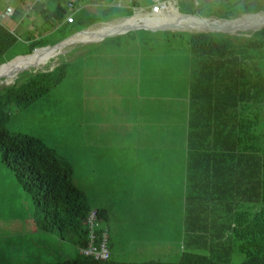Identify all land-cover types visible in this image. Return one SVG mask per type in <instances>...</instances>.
<instances>
[{"label":"trees","instance_id":"obj_1","mask_svg":"<svg viewBox=\"0 0 264 264\" xmlns=\"http://www.w3.org/2000/svg\"><path fill=\"white\" fill-rule=\"evenodd\" d=\"M202 2L203 9L188 8L189 11L184 14L230 20L247 13L264 12V0ZM132 5L137 6V1L132 0ZM42 16L45 24L53 27L56 22L64 20L67 10L59 6L53 11L44 10ZM96 21V17L82 19L77 14L71 25L72 28H86ZM63 22L69 24L65 20ZM171 33L180 34V31ZM16 41L17 37L0 23V64L4 53ZM186 44L188 52L196 56L198 85L208 92L200 97L203 106L208 104L213 111L218 109L220 101L221 112L219 114L218 110L214 118H224L225 111L226 124L223 126L226 127V135L223 139L217 136L188 139L189 149L194 150L195 156L205 163L202 171L198 165L194 169V178L197 174L202 175V180L199 179L201 188L213 183L217 186V170L224 173L221 186H225V192L221 190L220 196L217 188H204L211 193L210 199L217 201L216 207L218 201L221 207V219L205 221V228L219 224L220 232H187L177 261L162 258L142 262L117 261L111 258V252L108 260H96L82 254L80 249L89 240L87 218L90 211L97 212L98 234L106 230L101 226L105 215L91 208L85 191L75 184L73 166L68 159L37 137L10 131L2 124L3 117L0 115L1 161L13 171L23 189L30 193L36 228L58 232L61 239L71 234L72 242L79 248L75 257L41 264H264V26L251 32L242 42H236L228 33L195 30L189 32ZM47 45L42 40L33 41L29 44V54L35 48ZM65 66L67 63L62 62L51 70H38L20 84L10 86L0 95V101H8L17 107L30 105L65 77ZM49 67L47 65L45 69ZM201 198L200 193L194 200ZM202 249L208 253L196 252ZM231 252L240 253L244 259L238 263L230 261Z\"/></svg>","mask_w":264,"mask_h":264},{"label":"rangeland","instance_id":"obj_2","mask_svg":"<svg viewBox=\"0 0 264 264\" xmlns=\"http://www.w3.org/2000/svg\"><path fill=\"white\" fill-rule=\"evenodd\" d=\"M116 1L117 3L111 6H128L127 0ZM135 1L142 8H146L150 2ZM198 3L200 6H195L192 0H177L179 11L183 13L188 12V8L203 9L202 0H198ZM81 7L87 6H79V9ZM108 7L97 6L96 9L98 12H104ZM110 9L114 8H108L106 11L108 14H102V19L94 23L96 25L72 28L71 23L57 22V25L49 27V30L46 28L47 30L38 38L41 37L44 43L51 46L78 31H90L92 27L113 20L114 16L121 14L122 16L117 18L125 19L131 16L127 10L114 13ZM134 12L132 10V14ZM251 17L252 15H245L241 19ZM180 27L182 28L157 30L136 28L127 31L128 34L108 36L102 41L83 46L77 45L75 41L61 47L44 65L40 63L41 66H30L12 73L11 76H1L0 95L10 86L25 81L38 70L48 71L59 63H67L64 69L65 77L30 105L17 107L8 101H0L2 124L10 131L39 138L54 148L59 155L68 159L73 166L75 184L89 193V187H81L79 174L84 173L85 167L89 173L92 134L106 132L112 134L111 136L107 134L112 142H129L130 135L123 133L119 135L123 130L132 136L140 134L145 137L147 133L143 128H136L141 122L137 118L138 111L147 117L154 115L171 117L174 120L186 111L183 104L174 106V100L181 96L184 83L188 80L191 53L188 52L186 41L189 32L195 29L186 25ZM254 29H237L226 33L236 42H242ZM34 31L42 30L34 28ZM174 31H180V34H172ZM29 51V43L24 35L20 34L14 45L4 53L1 61L8 64L15 58L28 54ZM47 65L50 67L45 69ZM123 183V186L116 188L112 193V197L118 198V203L116 208H112L109 225L113 224L114 229L123 231L111 233L114 242L113 248L109 245L111 257L125 262L150 260L146 250L139 247L149 241V238L142 234L135 240L133 237L126 240L124 236L128 231L125 229L126 224L133 221L137 210H139L137 214L143 217L139 221L145 222L148 218V211L142 208L145 201L142 195L144 187L142 183L137 185L133 178L124 179ZM88 200L91 204V199ZM33 214L34 206L30 193L23 189L13 171L0 157V264L57 262L75 257L79 253V248L72 242L71 234H66V238L61 239L58 232L37 229L33 222ZM159 214L163 215V212ZM104 221L102 220V223ZM110 228L112 229L111 225ZM181 241L177 244V253L174 252L176 246L174 241L163 243L171 252L162 259L177 261L182 254ZM134 248H137L135 254ZM196 252L208 253L205 249ZM243 259L244 256L238 252L229 254V260L232 262L238 263Z\"/></svg>","mask_w":264,"mask_h":264},{"label":"crops","instance_id":"obj_3","mask_svg":"<svg viewBox=\"0 0 264 264\" xmlns=\"http://www.w3.org/2000/svg\"><path fill=\"white\" fill-rule=\"evenodd\" d=\"M69 2H72L75 9L68 7ZM115 3H117L116 0H0V23L14 34L17 39L20 34L24 35L25 40L29 44L36 40H42L41 37L38 38L39 35L41 36L42 32H45L46 28L50 27L45 24L42 12L44 10L53 11L59 6L67 10V15L75 11L74 18L77 14L85 13V15H79L80 18L96 17L100 21L103 15L108 14L106 12L108 8H114L110 9L114 13L127 10L131 15L126 19L125 17L117 18L122 16L121 14L114 16L117 19L113 17V20L101 23L94 28L92 27L90 30L92 32L103 30L104 27L110 28V26L115 24H122L129 18H144L145 22L149 24L147 27L154 28L152 22L147 21L149 4L146 8H142L139 5L131 6L132 0H127L128 6H119L120 8L118 6H109L104 12H98L96 9L97 6H107ZM193 3L195 5L198 4L194 1ZM79 6L87 7L79 9ZM176 8L178 13L184 14L179 11L177 4ZM132 10L135 11L133 14ZM56 23L54 26L57 25ZM92 25L96 24L93 23L90 26ZM34 28H39L42 31L35 32ZM136 28H143V26H135L134 29ZM129 30L132 29L105 32L92 35L88 39L77 38L75 43L83 46L88 43L102 41L108 36L118 37L120 34H128L129 32L127 31ZM86 31L81 30L78 32L85 33ZM190 59L188 80L184 83L181 96H177L174 100V106L183 104L186 111L178 115L175 120L171 117L154 115L147 117L145 114H141V111H138L137 118L141 122L136 128H143L147 131L145 137L140 134L132 136L123 130L119 135H122V133L130 135V141L115 143L108 136L112 134L107 133V135L106 132H97L91 135L89 173L86 172L87 167H85L84 173L79 174V181L82 183L81 187H89V193L85 191L86 196L91 199L92 203L96 204L94 206L91 203V208L100 210L105 215V221L101 222V224H103V229L108 231V247L109 245L112 248L114 246L113 234L111 233L123 231L114 229L113 224H110L111 229L109 225L112 217V208H116L118 203V198L112 197V193L116 188L123 186L124 179L129 180L130 178H133L137 185L142 183L144 187L142 195L145 201L142 208L148 211V218L145 222L139 221L143 217L137 214L139 213V210H137L133 216V221L127 222L125 229L128 231L125 232L124 236L126 240L131 237L135 240L137 236L142 234L149 238V241L139 245V247L146 250L150 259L167 256L166 254L171 251L163 243H170L171 241L176 243L174 252L177 253V244L180 240H182L181 243L183 242L184 237L188 234L187 232L193 234H200L201 231L198 230H202V233L206 234H213L215 230L218 233L220 232L221 227L219 224L207 225L205 228V221L210 222V219L213 218L221 219V207L219 206L220 201H218V206L216 207L217 201L211 200V193L209 190L205 191L204 188H217V194L220 196L222 194L221 190L225 192V186H221V176L224 173L217 170L215 177L218 180L217 186L213 183L212 186L210 184L201 185L203 186L201 188L199 179L202 180V175L197 174V178H194V169L195 165H198V169L202 171L205 163L202 158L195 156L194 150L189 149L188 139H209L216 136L218 139H223L226 135V127L223 126L226 124L225 111L222 120L221 117H213L218 114V110L219 114L221 112L220 101H218V109L213 111L210 105L206 104L203 106L204 103L200 97L208 92H204L203 87L198 85L199 82L195 72V66L198 65L196 56L191 54ZM205 85L207 86V84ZM117 135L118 133H116ZM140 139L142 141H136ZM179 140L182 141L180 142ZM218 159L220 161L219 156ZM200 193L203 198L194 200V197ZM195 204L199 206L195 207ZM162 212L163 215L159 214ZM196 222H198L197 225H195ZM188 228L190 231H188ZM193 230H196V232ZM152 235L154 237H151ZM136 251L137 248H134L133 254ZM110 252L112 255L111 249Z\"/></svg>","mask_w":264,"mask_h":264},{"label":"bare ground","instance_id":"obj_4","mask_svg":"<svg viewBox=\"0 0 264 264\" xmlns=\"http://www.w3.org/2000/svg\"><path fill=\"white\" fill-rule=\"evenodd\" d=\"M171 18L172 19L166 20L161 25H166V26H171V27L186 25V26L193 27L195 29L215 28V29H221L224 31H234L237 29H243V30L248 29V28H255L256 29V28L260 27L264 22V16L261 14L252 15V17L249 19L239 18L237 20H233V21H229V22H222V23H220V21L210 22L208 20L199 19V18L189 16V15H182L181 16V15H178L175 11H172ZM141 25L142 26H148L149 24L145 21L138 20L137 18H135V19L129 18L125 22H123L122 24H115L114 26H110V28L104 27L103 30H99V31L95 30L93 32L88 31L85 33H79L76 36V40H77V38L88 39V38L92 37V35L103 34L105 32L106 33L107 32H114L117 30H126L129 28H132L135 26H141ZM69 43H72V42H69ZM69 43L67 42L63 45H59V46L54 47V48H46V49H42V47H40L39 49L35 48V50H33L32 54L30 53L31 55L18 57L16 59H14L13 61L9 62L8 64H6L5 66L0 67V77L1 76H5V77L11 76L12 73H17L20 70L27 69L30 66H35V67L41 66L40 63H42L44 65L50 59V57L54 56L56 54V52L59 51V49L61 47L63 48V46H65ZM36 52H38V53H36ZM32 56H34V57L29 59V60L27 59V58H30ZM24 59H27V60L25 62H22V63L14 64V63H17L18 61H21ZM97 220H98V216H97ZM98 225H99V223H98ZM107 237H108V232H107ZM107 246H108V244H107Z\"/></svg>","mask_w":264,"mask_h":264},{"label":"built area","instance_id":"obj_5","mask_svg":"<svg viewBox=\"0 0 264 264\" xmlns=\"http://www.w3.org/2000/svg\"><path fill=\"white\" fill-rule=\"evenodd\" d=\"M193 1L196 4L198 3V0ZM176 4L177 0H150L147 21L152 22L154 25L153 27L157 28L162 26L161 24L166 20L172 19L171 14L174 10L178 15L182 16V14L177 12V8L175 9ZM68 7L70 9H75V6H73L71 2L68 3ZM74 13L75 11H72L64 20L69 23L73 22ZM138 20L146 21L144 18ZM87 223L89 226V240L87 245L80 249L81 253L96 260H108L110 258V251L107 246V231L104 230L100 234L96 232L98 226L96 210L90 211Z\"/></svg>","mask_w":264,"mask_h":264},{"label":"water","instance_id":"obj_6","mask_svg":"<svg viewBox=\"0 0 264 264\" xmlns=\"http://www.w3.org/2000/svg\"><path fill=\"white\" fill-rule=\"evenodd\" d=\"M180 14V13H179ZM259 15V14H261V15H263L264 16V12H257V13H247V14H243L242 16H240V17H237V18H234V19H230V20H220V19H216V18H210V17H200V16H198V15H189V16H193V17H196V18H199V19H203V20H208V21H210V22H213V21H220V23H222V22H229V21H233V20H237V19H239V18H241V17H243V16H245V15ZM182 15H188V14H182ZM262 26H264V22H263V24L260 26V27H258V28H256V29H254V31L255 30H258V29H260ZM186 27H188V28H191V29H195V28H193V27H190V26H186ZM135 27H132V28H130V29H134ZM143 28H147V29H151V30H156V29H174V28H182V27H180V26H173V27H171V26H166V25H162V26H159V27H157V28H152V27H147V26H143ZM196 31H212V32H223V33H226L227 31H224V30H221V29H215V28H210V29H195ZM79 34V32H76L75 34H73L72 36H70V37H68V38H66L65 40H63V41H61V42H59V43H57V44H54V45H51V46H45V47H42V49H46V48H54V47H57V46H59V45H63V44H65V43H69V42H75L76 41V36ZM39 49V48H38ZM35 50V49H34ZM32 54V53H31ZM31 54H27V55H31ZM27 55H24V56H27ZM20 57V56H19ZM16 59V58H15ZM11 62V61H10ZM9 63V62H8ZM4 64H6V63H4ZM4 64H1L0 65V67L2 66V65H4Z\"/></svg>","mask_w":264,"mask_h":264}]
</instances>
